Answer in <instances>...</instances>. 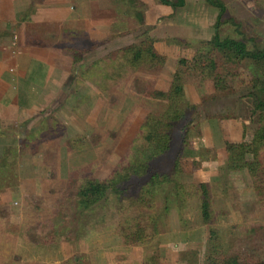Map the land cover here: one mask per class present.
Listing matches in <instances>:
<instances>
[{"label":"rangeland","instance_id":"obj_1","mask_svg":"<svg viewBox=\"0 0 264 264\" xmlns=\"http://www.w3.org/2000/svg\"><path fill=\"white\" fill-rule=\"evenodd\" d=\"M101 1L105 5L107 1L104 8H91L90 15L76 20L74 28H63L67 33L58 38L57 45L64 54L65 63L59 67L65 75L49 93L53 96L43 97L39 82L33 83L37 88L33 90V86L28 89L29 82L3 79L8 91L0 100V195L6 192L8 197L0 196V264H206L210 229L218 235L222 251L256 249L264 236L256 238L259 232L249 229L264 226V200L259 201L250 189L246 171L229 172L228 184H220L221 190L215 185L218 167L224 162L222 142L249 141L259 125L249 93L255 90L251 79L264 74V66L248 60L240 63L230 82L231 94L212 96L211 82L201 77L185 83L184 99L193 106L172 125L168 150L148 168L147 176L157 171L181 183H210L212 223H201L195 198L181 208L170 201V182L157 195L153 210L131 208L117 215L113 210L119 204L112 202L103 213L111 218L101 230L85 228L98 214L92 212L90 218L74 208L75 186L83 170L97 180L111 174L142 118L163 108L144 95L147 85L165 90L177 60L189 58L210 38L217 14L203 0H185L175 11L157 0ZM222 1L226 18L232 17L238 26L222 24L219 36L241 40L247 48L253 39L258 48H264V0ZM84 20L101 23L97 38L78 33V28L85 27ZM90 24L86 27L91 29ZM72 30L77 33L69 32ZM113 35L123 41L109 47ZM147 35L166 57L161 69L131 71L124 64L114 76L110 53ZM2 36L0 45L13 50V34L5 42H1ZM175 39L190 47L175 44ZM123 59L119 56L114 61L125 63ZM20 84L26 96L16 108L12 92ZM178 153L181 170L174 176L172 164ZM147 176L131 177L128 184L142 182ZM20 205V223L9 222L8 216ZM71 227L76 236H68ZM50 230L54 234L47 236ZM155 246L156 258L151 261L147 257Z\"/></svg>","mask_w":264,"mask_h":264},{"label":"trees","instance_id":"obj_2","mask_svg":"<svg viewBox=\"0 0 264 264\" xmlns=\"http://www.w3.org/2000/svg\"><path fill=\"white\" fill-rule=\"evenodd\" d=\"M203 1L217 10L212 35L207 41H204L202 48L194 50L192 48L193 52L189 58L177 60L165 90H158L152 87V84H148L145 89L144 95L151 101L161 104L162 110L160 112L149 111L142 118L129 140L125 152L119 158L110 175L102 180H97L83 170V174L77 180L73 198L74 208L80 210V215L88 213L90 218V213L98 214L95 220L86 224L85 228L95 230L97 227V230H101L103 223L111 218V214L103 215V213H106V207H110L112 202L119 204L117 209L113 210L114 213H118L117 215H122L131 208L153 210L157 195L163 192L170 182L172 183L170 201L173 200L177 207L181 208L188 199L195 198L201 223L203 225L212 223L210 183L206 181L191 184L181 183L173 181L166 173L157 171L147 176L150 162L169 148L170 128L182 119L185 112L193 106L186 103L184 99L185 83L191 82L197 77L208 79L212 85V96H222L234 92L230 82L238 74L240 63L243 60L251 61L255 66H264V48H258L253 39H251V48H247L241 40L219 36L218 29L222 24L229 22L238 26L232 17L226 18L227 10L224 2L222 0ZM128 2H133V0H128ZM157 2L168 6L171 11H175L184 5L185 0H157ZM138 18L139 24L142 25L141 15ZM154 41L147 35L142 40L123 49L112 51L109 56L113 62V68H111V72H114L113 75L116 76L118 68L124 67V64H128L131 71H135L138 67H146L147 70L154 72L159 71L166 61V57L156 50ZM175 44L190 47L178 39H175ZM70 51L77 53L80 50L70 49ZM119 56L121 59L124 56L125 63L114 61ZM255 77L251 79V86L255 90L249 93V96L252 101V110L257 112L259 125L254 129L249 141H223L225 158L223 164L218 167V180L215 185L219 186L217 189H223L220 188V184L224 186L228 184L227 174L229 172L244 169L250 181V189L259 201H263L264 74ZM109 78L112 77L109 76ZM246 155L250 159L246 158ZM179 161L180 153L173 159L174 176L181 170ZM143 176H147L144 181L131 184V186L128 184L131 177L141 178ZM165 209L166 207H164ZM150 223L154 228V219H151ZM249 231L254 234L259 232L255 236L256 238L261 239L264 236V226L262 225L256 226V228L252 226ZM208 233L210 236L208 237L206 264H264V241L263 244L257 246L258 249L248 253L238 250L222 251L221 246L217 243L218 235L212 229ZM53 234V230H50L47 236ZM151 234L154 235L155 231H152ZM68 236H76L73 227L70 228ZM156 251L157 246L147 259L155 260L154 253Z\"/></svg>","mask_w":264,"mask_h":264},{"label":"crops","instance_id":"obj_3","mask_svg":"<svg viewBox=\"0 0 264 264\" xmlns=\"http://www.w3.org/2000/svg\"><path fill=\"white\" fill-rule=\"evenodd\" d=\"M195 1L197 3L199 1L200 3V0ZM99 2L102 1L0 0V34L3 35L1 42L7 41L6 38L12 34L13 39L16 40V47L13 50L8 51L4 49L7 48V46L0 45V87L3 86V92L0 93V100L8 91L7 87L4 86V84H6V80H3L4 77H6L9 82L18 81L21 82V84L22 82L23 84L29 82L28 89L33 86V90L37 89L33 83L38 84L37 82H39V84H41L40 88L45 91L43 97L46 95L53 96V94L49 93L52 92L53 89L55 90L59 81L63 80L65 75V70L59 67V65L63 66L65 61L63 57L64 54L60 51L61 46L57 45V40L67 33L63 31L64 29H72L75 27L74 23L76 20L79 21L88 17L91 8L100 9L107 5V1L106 5L102 3L99 4ZM87 3H89L88 7L86 5ZM88 22L91 23V29L86 27ZM84 23L85 27L83 30L78 28L77 31H81L78 33H87V35L97 38L95 33H97L98 26L101 23L92 22L90 20H84ZM93 26L95 27L94 29ZM4 31H7V33ZM69 32L74 34L77 33L74 30ZM92 32H94V34H92ZM114 39L111 43L109 42V47L115 44L119 45V42L123 41L121 37H114ZM9 47L11 48V46ZM21 84L12 92L15 98L13 101H15L16 108H18V104L22 106L23 100H21V98L26 96H23L24 93H22V91H24V89L21 87ZM32 92L29 94L30 96L31 94L34 95ZM39 95L40 92L36 94V96ZM11 101L12 100H10V102ZM30 105L34 107V103ZM223 126H225V124H223ZM226 141L238 142L240 140L226 139ZM222 149L224 152L223 142ZM0 196L2 199H5L8 197V194H6V192L1 193ZM21 209V205L14 208L16 212L8 216V221L9 219H14V223H20L22 217Z\"/></svg>","mask_w":264,"mask_h":264}]
</instances>
